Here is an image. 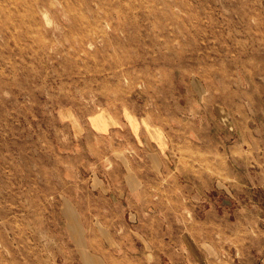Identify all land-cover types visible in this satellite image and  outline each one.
Wrapping results in <instances>:
<instances>
[{"label": "rangeland", "instance_id": "rangeland-1", "mask_svg": "<svg viewBox=\"0 0 264 264\" xmlns=\"http://www.w3.org/2000/svg\"><path fill=\"white\" fill-rule=\"evenodd\" d=\"M0 264H264V0H0Z\"/></svg>", "mask_w": 264, "mask_h": 264}, {"label": "crops", "instance_id": "crops-1", "mask_svg": "<svg viewBox=\"0 0 264 264\" xmlns=\"http://www.w3.org/2000/svg\"><path fill=\"white\" fill-rule=\"evenodd\" d=\"M103 111L104 109H101L95 115L91 116V120L95 124L94 125L92 122H90L91 126L89 128L91 130L97 131L99 133H103L104 132L103 127L106 126V122H107L106 128H111V126H116L117 124L127 125V127L130 130V133L133 135L135 134L139 135L141 130L146 129L145 126L141 128L142 125L140 124V120L138 119V117H135V115L132 114L130 111L127 113L122 112L117 115L114 114L112 111L111 112L109 111L103 112ZM65 115L70 118L68 114ZM146 131L148 135V143L151 144V148H153V150L163 151L164 148L166 147V141L164 138H162V131L158 128L155 129L149 128Z\"/></svg>", "mask_w": 264, "mask_h": 264}]
</instances>
